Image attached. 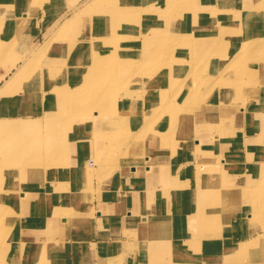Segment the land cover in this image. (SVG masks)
<instances>
[{
	"label": "rangeland",
	"instance_id": "1",
	"mask_svg": "<svg viewBox=\"0 0 264 264\" xmlns=\"http://www.w3.org/2000/svg\"><path fill=\"white\" fill-rule=\"evenodd\" d=\"M89 1L0 0V47L8 52L18 50L16 46L8 49L7 43L28 7L38 11L39 32L31 41L43 45L52 40L57 24L84 11ZM184 2L138 0L136 5L140 11H174V14L167 13L166 19L178 21L188 29L190 25H197L193 35L190 31L179 35V38L185 37L179 39L183 46L164 38L150 39L148 44H143V38H151L154 31L159 30L164 36L170 33L168 26L161 30L159 25L149 22V17L143 24L133 25L131 33L123 35L125 39L119 42L123 43L122 48L131 46L127 49L130 55L125 56V63L129 65L147 62L150 53L159 65L168 62L167 69L176 67L171 64L176 58L188 62L180 72L183 77L188 76L183 93L178 91L170 96L171 100L184 99L181 106L161 105L157 89L153 95L147 90L145 102L136 101L142 91L139 82H150L154 77L143 79L141 76H148L155 69L138 78L116 76L106 84V80L97 79L103 85L100 92L105 95L94 87L95 90H89L91 94L86 97L91 108L67 126H61L68 131L69 140L59 141L61 128L57 124L35 125L31 135L21 143L24 150L16 155L17 160L5 163L7 169L0 176V216L3 224L9 223L12 228L8 232L1 226L0 242H15L4 251L8 264H37L40 259L43 260L39 264L66 261L50 248L36 254L31 252V239L25 230L19 231V225L30 217L57 224L69 222L70 227L66 229L53 226L51 229L56 233L52 237L67 240L71 246L68 253L72 252L68 257H74V249L84 253L82 264H208L216 259L213 257L219 258L214 252H224L221 248L227 243L232 247L227 246L226 253H237L236 245L255 226L252 206L258 203L259 211L264 212V195L262 199L255 197L258 193L256 169L259 161L264 163V118L258 117L264 115V0H201L199 5L188 6L187 10L180 8L186 7ZM250 33L257 38H246ZM191 38L195 41H189ZM253 41L258 42L257 47L249 45ZM17 42L20 41L14 39L12 43ZM108 50L110 55L103 60L113 57V51ZM87 54L89 63L95 61L91 50ZM119 55L114 57L120 60ZM5 60H0V75ZM163 69H158L156 74ZM217 96H223V108H228L220 127L219 122L204 121L208 111L199 114L201 109L215 107ZM131 100L135 103L132 110L128 107ZM156 108L160 116L171 115L170 126L161 125L160 117L151 124L149 133L142 138L137 135V140L131 141L129 130L141 126L144 114L153 115ZM114 117L119 119L113 120ZM119 121L123 123L121 130L107 131L100 136L96 126ZM75 124L95 127L96 140L91 149L84 141L85 151L83 144L75 145L77 140L84 139L79 131L75 133ZM84 129L86 133L88 130ZM51 131H56V135L52 136ZM65 150L69 156L76 157L69 158L67 168H62ZM81 157L85 162L96 158L98 173H90L83 165L85 162L78 161ZM145 157H151V161L145 162ZM132 159L139 163L134 164ZM149 162L152 163L149 171L140 170ZM203 162L211 164L212 172L199 171ZM173 164L177 175L173 186H165L163 193L158 192L157 186L161 188L164 183L157 185L155 181ZM8 181H13L15 186L7 184ZM148 183L156 184L147 186ZM129 187L139 190L145 198L138 191L132 199L125 197ZM76 194L90 197L91 202L87 204L90 206L83 210L84 200L79 209L75 208ZM213 207L220 209L215 215L218 220L207 223L201 215L205 208ZM159 210L163 213L159 214ZM74 259L71 264L76 263Z\"/></svg>",
	"mask_w": 264,
	"mask_h": 264
},
{
	"label": "bare ground",
	"instance_id": "2",
	"mask_svg": "<svg viewBox=\"0 0 264 264\" xmlns=\"http://www.w3.org/2000/svg\"><path fill=\"white\" fill-rule=\"evenodd\" d=\"M4 1V0H2ZM183 7L181 9L187 10L189 7H196L201 3V0H184ZM90 4L84 9V11H79L75 13L72 18L67 19L62 22V24H57L55 35H53L52 40L41 44H34L31 38L39 32L37 28L38 23V11L37 8L31 7L27 8L26 14L23 13L20 20L16 23V30L13 34L12 39L7 43L8 49L16 46L18 50L8 52L7 49H2L0 47V60L6 58L5 64L3 65V70L0 75V176L3 175L7 169L5 163H12L17 160L15 157L17 154H21L24 150L21 143L23 140L31 135V129L33 126L38 125L45 127L46 125L57 124L60 128L61 126H67L72 119L78 118L79 115H84L86 111L91 108V102L86 97L90 95L89 90H95L102 95H105L103 91V85L99 83L97 79L106 80L104 84L108 81L113 80L116 76L125 77L127 79H132L137 76L140 77L143 74L149 73V71L155 69L154 73H149L148 76H141L143 79L147 77H152L150 82L143 81L139 82L138 85L142 91L137 97L136 101L144 100L147 90L151 95L154 94L153 91L156 89L160 94V103L166 107H173L175 104L181 106L183 103L182 98H177V100H171L175 94L183 93L184 88L187 84H184L187 77L181 75V71L187 67L188 62H184L183 58L174 59L171 64L176 66L174 69H167L169 65L168 62L159 65L155 62L152 53L149 54V60L145 63L129 65L125 62V56L130 55L127 50L131 46L123 47V43L119 42L123 38V35L131 33L133 25H141L144 19H150V23H156L160 26L159 29H165L168 26L169 35L164 36L159 34L158 31H154L151 38L147 36L143 38V44H148L150 39H168L171 43H175L177 46H183L182 42L179 40L181 38L179 35L184 33L194 34L197 25H190V29L180 26L178 21L166 19L167 13L174 14V11H140L139 6L136 7L138 0H90ZM155 4H152V7ZM173 4L170 3L169 7L172 8ZM36 9V10H35ZM17 11V8L16 10ZM182 11H180L181 13ZM160 15V18L157 17ZM48 20H43V24L46 25ZM40 24V23H39ZM157 28V26H156ZM16 34V35H15ZM246 38L255 39L257 38L253 33L246 34ZM14 39H18L20 42L12 43ZM189 41H195L193 38ZM113 43V44H112ZM19 44V46H18ZM258 42L253 41L249 43L251 46L257 47ZM2 44L0 43V46ZM62 46V48H61ZM117 47L120 49L118 51ZM107 48V49H106ZM111 49L113 51V56L111 59L103 60V57L110 55ZM91 50V56L95 61L89 63V55L87 52ZM73 53V54H71ZM67 54V55H66ZM120 54V55H119ZM119 55L120 60L116 57ZM68 56V57H67ZM116 56V57H114ZM67 57V58H65ZM152 59L153 61H151ZM150 65H147V64ZM176 63H181L180 66ZM234 62H231L232 64ZM166 64V65H164ZM229 64V65H230ZM143 65V66H142ZM193 67V65H192ZM191 67V68H192ZM156 74L158 69H162ZM120 69V70H118ZM252 70V68H251ZM253 71V70H252ZM174 72V73H173ZM173 73V74H170ZM83 74V76H82ZM156 74V75H155ZM113 90V89H112ZM79 95L74 97L71 95ZM103 100H107L105 96H101ZM223 96L215 97L214 103L215 107L208 108L206 110L201 109L199 114L202 115L205 111H208V115L204 121L208 123L215 124L219 122V127L223 123L222 116L228 111V108H223L222 105ZM185 101V100H184ZM134 102L131 100L128 104L129 109H133ZM160 105V106H161ZM51 111V113L49 112ZM158 109L156 108L151 113L144 114V120L141 126H136L129 130V135L131 141L137 140V135L140 138L144 137L150 132L151 124L157 121L160 117L163 126H170L172 123V117L170 114L165 116H160L158 114ZM260 119L264 118V115H258ZM119 119V117H114L113 120ZM82 119L81 121H83ZM84 124V122H81ZM123 123L119 121L118 123H102L100 126H96L100 136L104 135V132H113L117 129L121 130ZM75 133L82 134L83 140H77L75 145H81L84 143L88 149H91L93 142L96 140L94 136L95 127H89L87 124L81 126L80 124H75ZM88 130L85 133V128ZM220 131V130H219ZM61 134L62 141L64 138L69 140V133L65 128L58 130ZM52 136L56 135V131H51ZM162 136H166L163 132H160ZM157 137V135H155ZM159 138V137H157ZM139 139V138H138ZM110 144H114L109 142ZM220 143V141H218ZM63 144V142H62ZM84 151L86 150L85 145L81 146ZM70 146H68V151ZM68 151L66 154L65 150V163L62 168H67L69 158L76 157L74 155L69 156ZM151 154V153H150ZM4 159V161H2ZM14 159V160H13ZM259 159V158H258ZM257 159V160H258ZM146 160L151 161V157H145ZM85 162L84 158L81 157L80 160ZM134 164L139 163V160L132 159ZM179 163V162H176ZM203 168L199 169L202 171L212 172L211 164L203 162ZM85 165L89 172L94 174L98 173L99 162L96 158L89 159L85 162ZM123 166V165H121ZM6 168V169H5ZM152 168V163L149 165H144L142 169L144 171H149ZM174 164L171 169L164 170L161 175L159 174L158 182L164 183L161 188L157 191L161 192L164 190L165 186L172 185L175 179ZM264 163L259 161V168L256 169V182L257 190L255 197L259 199L263 198L264 187ZM29 178V175H27ZM67 179V174L64 175ZM3 182V179H2ZM156 183H148L147 186H154ZM7 184L15 186L13 181H8ZM143 186V183L140 184ZM145 187H140L144 189ZM139 190L134 191L130 187L126 190V196L133 197V193H137ZM218 191V190H217ZM132 193L131 195H128ZM140 193V192H139ZM163 193V192H161ZM210 195V193H208ZM219 192L217 193L218 196ZM122 195V194H121ZM142 199L145 198L140 193ZM174 196V195H173ZM222 197V196H218ZM244 195L241 196V199ZM90 197H84L82 194H76L74 199L75 208L79 209L81 207V202H84L82 209L88 208V202H91ZM90 200V201H89ZM220 205L219 207H221ZM258 203L252 206V212L255 220V226L251 231L244 234L238 244L236 245L237 253H232L228 255L226 253V248L232 247L230 243L225 245V248H221L224 252L219 254V250L212 261L208 264H264V212L259 211ZM220 210L217 207L205 208L203 210L204 215L201 217H206L207 223H213L218 220L215 216ZM163 213V211L161 210ZM159 210V214L161 213ZM48 224V225H47ZM1 226L3 230L8 232L11 230V226L3 224V219L0 216V230ZM56 227L58 230L66 229L70 227V223L65 221L61 224L53 223L51 220L48 222L45 220L35 219V218H25L23 222L19 225V231H26V235L31 239L32 245L30 247L31 252L37 253L43 249L50 248L56 252H59L57 256H64L69 254L71 246L67 244V240L64 238L52 237L53 231L51 228ZM74 228V224L71 225ZM35 230V231H33ZM46 232L47 235L43 232ZM257 235V237H254ZM12 243L0 242V264H8L5 260V250L10 249L13 246ZM188 243V242H186ZM87 245V244H86ZM91 245V244H88ZM195 247V246H194ZM166 253H169L167 251ZM210 255L212 252L210 251ZM43 259L38 260L39 264ZM65 263V261H64ZM164 263V262H162ZM95 264V263H92Z\"/></svg>",
	"mask_w": 264,
	"mask_h": 264
},
{
	"label": "crops",
	"instance_id": "3",
	"mask_svg": "<svg viewBox=\"0 0 264 264\" xmlns=\"http://www.w3.org/2000/svg\"><path fill=\"white\" fill-rule=\"evenodd\" d=\"M125 183L127 185L129 184L128 181L127 182L125 181ZM117 214H119V213H117ZM74 250H75V252L73 253L74 254L73 258H71V256L68 257V255H71L72 252L69 253L68 255L67 254L64 255V258L66 259L64 264H71L72 263L71 261H73L74 258H76V263L75 264H82L83 263L84 253H80V252L77 253L76 249H74Z\"/></svg>",
	"mask_w": 264,
	"mask_h": 264
}]
</instances>
